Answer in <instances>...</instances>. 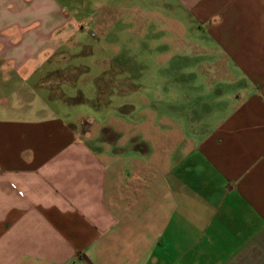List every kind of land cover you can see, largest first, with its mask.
Returning <instances> with one entry per match:
<instances>
[{"label": "crops", "instance_id": "0c3cea01", "mask_svg": "<svg viewBox=\"0 0 264 264\" xmlns=\"http://www.w3.org/2000/svg\"><path fill=\"white\" fill-rule=\"evenodd\" d=\"M179 1L209 48L210 126L188 132L155 92L153 136L133 120L128 145L90 117L11 110L84 44L55 0H0V264H264V0ZM125 90L115 108L139 112Z\"/></svg>", "mask_w": 264, "mask_h": 264}, {"label": "rangeland", "instance_id": "374dc122", "mask_svg": "<svg viewBox=\"0 0 264 264\" xmlns=\"http://www.w3.org/2000/svg\"><path fill=\"white\" fill-rule=\"evenodd\" d=\"M55 2L73 19L76 39L82 38L84 45H75L74 56L59 64L54 74L56 80L47 83L43 80V86L34 88L25 101L10 102L12 111L26 112L32 117L57 115L78 128L80 125L86 128L87 117H90L93 130L99 128V124L117 128L122 133L121 141L129 145L127 139L132 132L133 120L141 121L139 126H134L141 137L153 136L148 125L154 120L150 111L155 110V104L148 100L156 92L175 100L169 109L163 100L156 104L170 115L179 114L180 123L188 132L195 133L196 128L210 126L209 105L214 94L209 92V48L205 52H194V28L179 0ZM119 2L123 9L119 14H105L102 25L104 20L106 25H103L102 33L99 21L102 10L107 8L109 12V4L118 5ZM132 4L137 6L134 13L129 9ZM182 28H185L183 32L187 36L184 38L188 41L187 52L183 53L177 46H172L175 33ZM201 63H207L204 72L195 67ZM162 80L171 81L169 85H162ZM121 83L126 89L124 94H130L128 101L135 98L139 112L115 108L120 101L117 96L115 98L114 89ZM193 92H197V99ZM179 95L187 100L179 101ZM115 113L124 116L112 117ZM163 113L156 114L160 117Z\"/></svg>", "mask_w": 264, "mask_h": 264}]
</instances>
